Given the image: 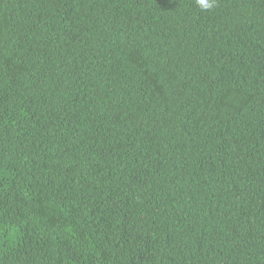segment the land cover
Here are the masks:
<instances>
[{
	"label": "trees",
	"instance_id": "obj_1",
	"mask_svg": "<svg viewBox=\"0 0 264 264\" xmlns=\"http://www.w3.org/2000/svg\"><path fill=\"white\" fill-rule=\"evenodd\" d=\"M0 264H264V0H0Z\"/></svg>",
	"mask_w": 264,
	"mask_h": 264
},
{
	"label": "clouds",
	"instance_id": "obj_2",
	"mask_svg": "<svg viewBox=\"0 0 264 264\" xmlns=\"http://www.w3.org/2000/svg\"><path fill=\"white\" fill-rule=\"evenodd\" d=\"M196 4L202 11H208L216 6V0H196Z\"/></svg>",
	"mask_w": 264,
	"mask_h": 264
}]
</instances>
